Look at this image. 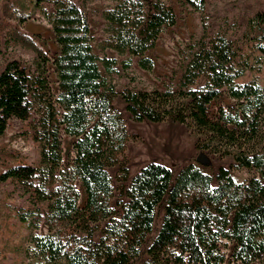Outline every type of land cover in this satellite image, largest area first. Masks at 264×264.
<instances>
[{
	"label": "trees",
	"instance_id": "obj_1",
	"mask_svg": "<svg viewBox=\"0 0 264 264\" xmlns=\"http://www.w3.org/2000/svg\"><path fill=\"white\" fill-rule=\"evenodd\" d=\"M41 1L53 8L40 7ZM112 1L101 12L102 55L94 51L87 14L72 0H6L3 6L0 39L36 54L32 66L11 60L0 71V141L13 119H29L40 146L37 165L17 158L0 173L2 181H19L45 210L47 231L31 235L28 254L35 261L29 264H224L230 245L236 262L264 264V86L244 80L264 63V11L249 16L238 34L236 23L212 27L208 0H186L201 13L203 33L190 46L178 87L119 92L109 77L118 66L128 71L135 59L152 73L148 53L178 16L170 0ZM38 8L59 46L54 58L23 27ZM224 93L234 105L212 111ZM118 96L134 119L191 127L200 152L231 157L232 164L213 176L191 163L175 177L166 165L151 162L130 179L123 162L130 134L114 106ZM62 132L75 138L68 163ZM115 167L118 180L128 181L117 205ZM243 169L255 175L239 182L234 171ZM163 203L162 223L150 239Z\"/></svg>",
	"mask_w": 264,
	"mask_h": 264
},
{
	"label": "rangeland",
	"instance_id": "obj_2",
	"mask_svg": "<svg viewBox=\"0 0 264 264\" xmlns=\"http://www.w3.org/2000/svg\"><path fill=\"white\" fill-rule=\"evenodd\" d=\"M79 5L87 14L94 51L102 55L98 43L105 37V21L102 10L111 7L112 0H72ZM178 16L177 24L167 28L157 43V46L148 53L155 61V69L152 73L142 70L134 60L132 68L124 71L118 66V73L109 78L120 92L125 89L152 90L165 89L167 84L178 87L184 67L190 56V46L195 43L203 33L201 13L191 7L186 0H170ZM6 0H0V21L3 18V6ZM40 7L52 9L50 1H41ZM38 8L36 14L24 24V29L35 36L40 45L46 50L51 58L59 52V46L55 35L42 16ZM264 11V0H208V13L212 27L217 29L225 21L236 23L239 27L238 34L246 28L249 16ZM231 36H235L231 33ZM108 55L124 59L116 52L108 50ZM36 54L16 42L0 39V71L11 60H18L26 66H32ZM104 72V69H102ZM48 77L53 92H56L57 78L54 66L51 62L47 64ZM105 73V72H104ZM244 80H256L264 86V63L258 73L249 72ZM234 105V101L224 93L218 102H214L211 110L217 105ZM114 106L118 109L127 122L130 134L124 164L129 169V178L136 175L141 168L151 162L164 164L169 167L174 176L187 165L196 163L206 172L215 176L220 167L229 168L233 162L231 157H221L210 151L200 152L196 141L198 135L195 130L186 125L171 120L164 122H153L148 119L136 120L126 110V102L118 96L115 98ZM30 120L13 119L4 137L0 141V173L9 164H16L17 158H24L27 162L37 165L40 161V146L33 139ZM63 156L68 163L74 155V137L62 132ZM17 154L18 157L14 155ZM118 167L111 168L115 195L113 205H117L123 199L122 190L128 185V181L118 180ZM255 172L247 169L234 171L237 181L244 182L254 176ZM78 187L82 193L81 206L85 205L86 193L81 185ZM164 203L157 208V219L155 230L150 239L156 234L162 223L164 214ZM23 216L25 217L23 220ZM45 210L40 204L31 199L24 186L15 179L2 181L0 179V264H29L35 259L30 252L33 247L30 237L32 234L47 231L45 222ZM148 243V242H147ZM146 244L144 249H146ZM232 246L226 249L227 259L224 264H240L231 255ZM31 255V256H30ZM146 256L143 257L145 259Z\"/></svg>",
	"mask_w": 264,
	"mask_h": 264
}]
</instances>
